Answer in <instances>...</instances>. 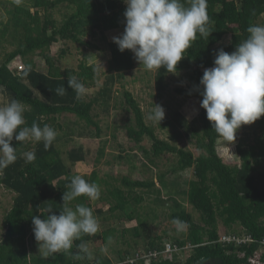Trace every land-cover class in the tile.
I'll return each instance as SVG.
<instances>
[{
    "label": "trees",
    "instance_id": "trees-1",
    "mask_svg": "<svg viewBox=\"0 0 264 264\" xmlns=\"http://www.w3.org/2000/svg\"><path fill=\"white\" fill-rule=\"evenodd\" d=\"M8 2L11 5L7 9L8 21L1 23L4 25L0 36L3 38L10 33L17 41V47L9 51L0 62V91L5 92L10 100H19L24 105L25 126L30 127L33 122L41 127L44 124L51 126L57 115L72 113L87 125L94 126L95 135L98 136L100 128L91 113L93 106L100 102L108 108L112 85L116 78H124L125 72L133 67L134 54L130 50L121 53L113 41L108 42L111 73L98 91L99 95L86 101L83 97L77 99L75 91L68 88L67 80L69 75H75L85 87L93 84L95 65H88L83 60L77 69L62 70L54 65L46 51L59 39L97 48L86 37L124 28L126 5L123 0H27V3L19 6L15 0ZM181 2L187 6V0ZM63 3L72 10L57 24L51 11ZM263 13L264 0H207V14L213 32L208 40L197 34V39L177 65L176 72L188 69L196 84L195 91L183 88H176L175 91L183 97L199 99L200 129L191 127L190 122L180 113H175L174 117L181 127L192 129V135L196 137L195 145L202 150L201 153L194 155L189 150L159 139L144 122L142 110L132 93L123 91L125 103L134 118V123L126 128L127 137L135 143L141 142L144 136L150 137L154 156L158 157L165 152L174 153L178 156L174 170L193 171L185 192L189 203L200 214V221H195L184 210L171 214L174 220L183 222L182 225L188 229L186 238L175 239L179 247L187 246L191 250L182 264H201V258H204L203 264H247L264 240V169H258L264 161V116L255 121L256 130L250 142L242 140L236 143L239 165L227 164L216 151L215 142L221 137L212 129L206 110L201 107L203 86L200 85L204 69L214 66L216 52L219 49L228 53L235 51L236 46L247 38V27L260 24L259 19ZM226 35H231L230 42L222 48H215ZM36 51L45 58L48 67L46 71L38 70L35 62L27 58ZM19 59L23 60L25 68L20 75H16L11 71V65ZM168 74L172 73L163 68L155 72L158 91L164 89ZM62 86L67 89L65 94H56V89ZM55 140L48 150L44 149L43 142L18 144L13 140L18 159L0 170V185L15 193L12 206L3 217L0 264H112L108 259L92 262L83 254L81 259L73 255L78 251L76 246L80 243L105 241V237L98 233L84 235L74 241L72 249L67 253L60 252L46 257L29 252L28 234L33 230L32 217L46 218L48 208H52L57 215L63 210L62 196L75 175L72 166L85 160L81 148H72L67 153L70 162L67 163L54 144ZM29 150L36 154L32 163H26L22 155ZM84 178L89 183H98L95 171L90 177ZM120 184L107 189L105 197L110 204L109 211L111 214L116 211L125 212L132 219L135 206L143 200L142 196L135 193V188L150 187L152 184L127 176L121 177ZM77 204L92 208L91 201L85 196L70 202L69 207L75 208ZM220 222L230 229L228 233H242L250 236L253 241L239 246L219 242ZM237 225L241 227V233L233 230L232 227ZM163 247L161 237H156L149 241L146 251L161 250ZM126 253L120 255L122 261L130 256ZM261 260L264 262V252ZM176 262L174 259H152L148 264ZM132 264L146 263L139 260Z\"/></svg>",
    "mask_w": 264,
    "mask_h": 264
},
{
    "label": "rangeland",
    "instance_id": "rangeland-1",
    "mask_svg": "<svg viewBox=\"0 0 264 264\" xmlns=\"http://www.w3.org/2000/svg\"><path fill=\"white\" fill-rule=\"evenodd\" d=\"M21 3H27V0H22ZM123 4L126 5L124 2ZM8 8H11L8 0H0V31L4 25L1 23L8 21ZM30 10L33 11V8ZM71 10V7L63 3L50 11L57 24H60L65 14ZM259 23L264 24V13L260 17ZM124 28L86 37L97 48L59 39L46 51L52 57L54 65L62 70L65 68L77 69L83 60L88 65H95L94 82L86 86V94L83 96L86 101L99 95L98 91L111 73L109 70L111 53L108 42H112L113 37L120 36L124 32ZM230 37L231 35H226L214 47L222 48L230 42ZM15 47H17V41L10 33H7L3 38L0 36V62ZM27 58L35 62L38 70H47L46 60L39 51ZM14 65H22L25 68L21 59L14 61L11 68ZM155 72L145 70L134 59L133 67L125 72L124 78H116L117 80L112 85V96L108 108L102 103L96 102L91 111L94 121L100 128L98 136L95 135L94 126L87 125L84 120L72 113L57 115L55 122L51 125L57 132L54 144L67 163H70L67 158L69 150L72 148L82 149L85 160L72 166L75 175L90 177L93 171L97 175L98 183L95 184L99 185L101 195L98 200L91 201V209L101 225V229L97 233L105 237V241L93 240L86 243L92 254L89 258L92 262L108 259L112 261V264H124V261L120 259L122 253L127 252L126 254H130V257H136V253H145L149 241L156 237H161L163 245L166 243L175 244L176 238H186L188 229L182 224L173 223L174 219L171 216L173 212L184 210L190 213L195 221H200V214L189 203L185 192L188 189L189 180L192 178V169L174 170L178 161V156L174 153L165 152L158 157L154 156L150 137L144 136L141 142L135 143L126 135V128L134 123V118L132 111L125 103L124 90L132 93L142 110L144 122L153 129L159 139L189 150L194 155L202 152L195 145L196 137L192 135V129L181 127L174 117L175 113H180L190 122L191 127L200 129L199 99L183 97L175 91L176 88L188 91L196 90L191 72L188 69H183L168 74L165 77V87L161 91L156 88ZM37 95L39 94L37 93ZM9 101V96L0 91V106ZM154 104L162 106L165 110V118L160 124L149 119ZM255 130L254 122L250 125H242L232 143L219 138L215 142L218 155L227 164L239 165L240 159L236 143L242 140L250 142ZM258 169H264V161L261 162ZM123 176L152 184L150 187L135 188V193L142 196L143 200L135 206L134 212L131 214L132 219L121 211L111 214L110 204L105 197L108 188L121 186L120 179ZM14 196V192L0 185V240L4 234L3 217L11 208ZM232 228L238 233L242 231L238 225ZM229 231L230 229H227L221 222L219 223L218 236L228 235ZM28 244L30 254L45 256L44 250L39 248V244L35 240L33 230L29 231ZM105 247L107 251L102 252L101 249ZM190 253V247L185 246L183 250L173 252V254H163L162 257L170 258L172 256L169 260L174 259L177 264H182Z\"/></svg>",
    "mask_w": 264,
    "mask_h": 264
},
{
    "label": "clouds",
    "instance_id": "clouds-1",
    "mask_svg": "<svg viewBox=\"0 0 264 264\" xmlns=\"http://www.w3.org/2000/svg\"><path fill=\"white\" fill-rule=\"evenodd\" d=\"M22 0H15L19 6ZM126 4V24L120 36L113 37L118 50H130L136 61L148 71L163 68L176 73L177 65L185 52L197 39L210 37L211 20L207 14V0H123ZM248 36L240 42L235 51L228 53L219 49L215 54L213 67L204 69L200 85L203 86L201 107L215 133L228 143L236 139L242 125H250L264 116V24H251L246 29ZM68 88L76 93L77 99L86 94L85 85L75 76L69 75ZM65 87L56 89L64 95ZM24 105L16 99L0 106V170L18 159L13 140L19 143L43 142L48 150L56 139V130L36 122L25 126ZM165 118L162 106L154 104L149 119L160 124ZM26 163L36 159L34 151L23 154ZM99 185L89 183L80 175L71 178L62 196L63 210L57 215L48 208L46 218L32 217L33 233L39 248L47 257L51 254L69 252L73 242L84 235H95L101 225L90 207L70 202L85 196L90 201L100 198ZM174 224H182L174 220ZM77 259L81 254L91 258L86 243L77 246ZM106 252L107 248L101 249ZM201 258V264H203ZM131 264V262H129Z\"/></svg>",
    "mask_w": 264,
    "mask_h": 264
},
{
    "label": "built area",
    "instance_id": "built-area-1",
    "mask_svg": "<svg viewBox=\"0 0 264 264\" xmlns=\"http://www.w3.org/2000/svg\"><path fill=\"white\" fill-rule=\"evenodd\" d=\"M14 65L11 68V71L15 73L16 75H20V73L23 71L24 67L22 65ZM219 242L228 243V244H235L236 246L250 243L252 242V238L250 236L246 235H236L228 233L225 236L220 237L218 239ZM180 250H183V248L179 247L177 244L172 243H166L164 247L161 250H153V251H146L145 253L140 252L136 253V257H127L125 258L124 264L131 262L134 263L135 261L144 260V263H148L152 259L156 260H165V259H171L167 257H162L164 254H173V252H178ZM264 252V240L260 242V246L257 250L254 251V254L248 259L247 264H264V262L261 260L262 253ZM135 255V254H134ZM132 255V256H134Z\"/></svg>",
    "mask_w": 264,
    "mask_h": 264
}]
</instances>
